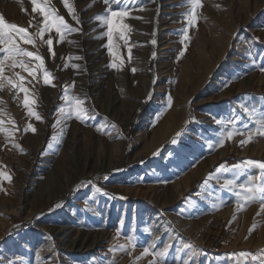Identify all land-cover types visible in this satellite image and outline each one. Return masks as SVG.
I'll return each instance as SVG.
<instances>
[{"label":"rangeland","instance_id":"rangeland-1","mask_svg":"<svg viewBox=\"0 0 264 264\" xmlns=\"http://www.w3.org/2000/svg\"><path fill=\"white\" fill-rule=\"evenodd\" d=\"M0 264H264V0H0Z\"/></svg>","mask_w":264,"mask_h":264},{"label":"bare ground","instance_id":"bare-ground-1","mask_svg":"<svg viewBox=\"0 0 264 264\" xmlns=\"http://www.w3.org/2000/svg\"><path fill=\"white\" fill-rule=\"evenodd\" d=\"M70 259H71V257L68 255L67 258L64 261L66 262V261H68Z\"/></svg>","mask_w":264,"mask_h":264}]
</instances>
